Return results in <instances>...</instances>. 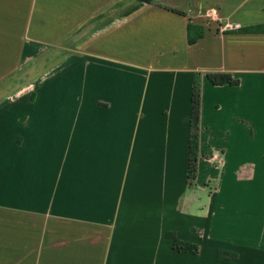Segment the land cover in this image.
I'll list each match as a JSON object with an SVG mask.
<instances>
[{"label":"crops","instance_id":"crops-1","mask_svg":"<svg viewBox=\"0 0 264 264\" xmlns=\"http://www.w3.org/2000/svg\"><path fill=\"white\" fill-rule=\"evenodd\" d=\"M7 66L0 264H264V0H0Z\"/></svg>","mask_w":264,"mask_h":264},{"label":"trees","instance_id":"trees-1","mask_svg":"<svg viewBox=\"0 0 264 264\" xmlns=\"http://www.w3.org/2000/svg\"><path fill=\"white\" fill-rule=\"evenodd\" d=\"M144 2H150V0H140ZM182 13V12H178ZM194 28H196L192 24H188L187 27V40L190 45L194 44L198 39L203 36V31L199 33H193ZM254 32L259 31L258 28L249 29ZM247 30V31H249ZM207 78L209 81L214 85H237L238 80L234 79L231 74L228 73H209L207 74ZM199 121H200V87L198 82L196 81L193 86L192 92V101H191V139L189 145V158L187 164V176L189 182L194 181L196 170H197V138L199 132ZM177 249L179 250H191L189 247L185 246H178Z\"/></svg>","mask_w":264,"mask_h":264},{"label":"rangeland","instance_id":"rangeland-1","mask_svg":"<svg viewBox=\"0 0 264 264\" xmlns=\"http://www.w3.org/2000/svg\"><path fill=\"white\" fill-rule=\"evenodd\" d=\"M14 68L11 66L0 67V92L20 89L24 84L13 82Z\"/></svg>","mask_w":264,"mask_h":264},{"label":"built area","instance_id":"built-area-1","mask_svg":"<svg viewBox=\"0 0 264 264\" xmlns=\"http://www.w3.org/2000/svg\"><path fill=\"white\" fill-rule=\"evenodd\" d=\"M235 29H239V26L237 24L234 25Z\"/></svg>","mask_w":264,"mask_h":264}]
</instances>
